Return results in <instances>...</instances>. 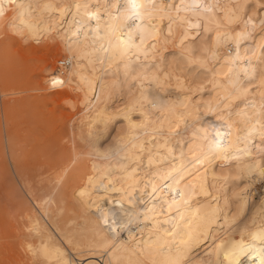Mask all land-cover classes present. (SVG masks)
<instances>
[{"label": "bare ground", "instance_id": "6f19581e", "mask_svg": "<svg viewBox=\"0 0 264 264\" xmlns=\"http://www.w3.org/2000/svg\"><path fill=\"white\" fill-rule=\"evenodd\" d=\"M137 3L138 16L127 0H0V72L24 71V57L46 55L35 79L1 76L5 91L66 87L56 97L82 108L59 117L45 145L31 131L36 165L22 159L9 127L19 185L0 134L5 256L26 264H259L264 0ZM60 54L65 69H48ZM39 105L38 96L18 98L7 122L26 108L42 120Z\"/></svg>", "mask_w": 264, "mask_h": 264}, {"label": "rangeland", "instance_id": "374dc122", "mask_svg": "<svg viewBox=\"0 0 264 264\" xmlns=\"http://www.w3.org/2000/svg\"><path fill=\"white\" fill-rule=\"evenodd\" d=\"M34 44L38 45V42L34 43ZM13 51H14V53L17 52V46H16V49H15V47L13 48ZM20 52H22V51L20 50ZM18 54H19V49H18ZM44 54L27 55L26 57H24L23 65H22V67L25 69L24 71H20L17 73H12V72L8 71L5 74H2L0 72V125H1L0 134H1L2 140L4 142L5 164L8 166V168L10 169L11 172L13 170V172H14V173L12 172L13 175L16 173V166L10 162V161H12L13 156H12L11 150L8 148L9 144L7 143V140H6V136L9 133L8 132L9 127H11L13 132L16 134V141L17 142H16L15 146L19 150L22 159H24L25 156L28 158V154L32 149V144H34V142H31V143L28 142L27 139H34L35 136H38L39 145H45L48 141V135L51 134V131L56 130V128L58 126L57 120L59 117L62 116L64 118H69L71 115L79 112L82 109L78 105H76L75 108L72 107L70 105V103L62 97H56L57 94L55 91L58 90V91L62 92L63 90H65L64 88H66V87H61V88L60 87L59 88L54 87V88H50V89L42 90V91H29V92L26 91V92H24L25 89L26 90L32 89L34 87L32 84H30L27 87H17L16 89L5 91L4 87L1 85V76L6 77V79L12 78V80L16 79V77L22 78L25 76H30V77H33L35 79L36 75L44 69V65L46 63V60L44 59L45 58L44 56H46V55H44ZM3 59L5 61L9 60L6 57ZM65 60L66 59L63 55H61V54L57 55L54 60L51 59L49 61L50 63H49L48 69L49 68L50 69L54 68L55 70L56 69H65L62 66H60V64H59L60 61H65ZM69 66H70V64L68 62V65L65 67H69ZM42 86L47 87L46 83H43ZM22 91H23V93H22ZM73 94H75V93L73 92ZM26 96H29V97L38 96L39 97V100H40L39 106L40 107L37 110L41 113L42 120L38 121L35 118H33L31 116V112L26 113V109H27L26 108V109H22L21 112H15L12 115V120L10 122H7L6 109H8V107L12 106L18 98H22V97H26ZM118 100H119V102L123 103L122 98H119ZM77 116H78V113H77V115H75V117H77ZM3 123H4V125H3ZM122 124H123L122 120H120V119L117 122L116 121L113 122L112 126L107 131V133L105 134L103 141L105 143L112 141L113 137L116 135V127L119 125H122ZM31 131H34L36 133L35 136L32 134ZM62 141H64V140H62ZM62 141H60L58 146H61L60 144ZM55 145H56V143H54L52 147H54ZM8 158H9V161H8ZM9 162L12 164V166H10ZM28 162L32 163L33 165H36V161L32 158L29 159ZM14 179H15L16 183L19 185L20 184L19 178L16 176V174L14 175ZM250 190H251L250 191L251 194L256 196L257 194L262 192L261 184L258 182H254V184L252 185ZM22 191L24 193H26L23 189H22ZM0 196L4 197L1 180H0ZM26 197H27V195H26ZM30 198L31 197H27L28 201L33 206L32 198H31V200H30ZM2 237H3V233H0V258H1L0 261L4 264H26V262H24V261L10 260L8 254H7L8 256L7 255L5 256L4 238H2Z\"/></svg>", "mask_w": 264, "mask_h": 264}, {"label": "snow or ice", "instance_id": "6c2138e0", "mask_svg": "<svg viewBox=\"0 0 264 264\" xmlns=\"http://www.w3.org/2000/svg\"><path fill=\"white\" fill-rule=\"evenodd\" d=\"M128 5L130 6V8L132 9L133 13L138 16L139 12L138 9L140 7V5L137 3V0H127ZM0 14H2V9H0ZM131 18V17H130ZM53 85H57L62 83V81L58 80V79H54L52 81ZM217 135L219 136L220 133L218 132ZM219 143H216V147H219ZM256 237H254L255 239ZM241 254H243V251L241 250ZM237 264H245V261L242 260H238ZM252 264H257L256 260H252ZM259 264H264V248L260 249V255H259Z\"/></svg>", "mask_w": 264, "mask_h": 264}]
</instances>
